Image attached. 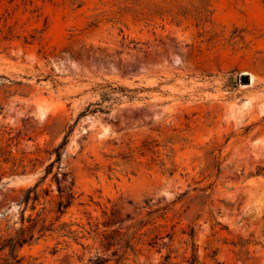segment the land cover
<instances>
[{
    "label": "rangeland",
    "instance_id": "obj_1",
    "mask_svg": "<svg viewBox=\"0 0 264 264\" xmlns=\"http://www.w3.org/2000/svg\"><path fill=\"white\" fill-rule=\"evenodd\" d=\"M0 264H264V0H0Z\"/></svg>",
    "mask_w": 264,
    "mask_h": 264
},
{
    "label": "trees",
    "instance_id": "obj_2",
    "mask_svg": "<svg viewBox=\"0 0 264 264\" xmlns=\"http://www.w3.org/2000/svg\"><path fill=\"white\" fill-rule=\"evenodd\" d=\"M106 87H108V96L112 93H115L118 90L121 91H125V90H129L125 87H118V86H114L112 84H107ZM93 103L90 104L87 108H86V112H82L81 115L86 114L87 112H92V111H103V109L101 107H92ZM69 142V134H66L63 141L60 143V145H58L55 149V152L57 154V157L54 161H52L50 163V165L47 168V174H49L50 172H52L53 167L58 164V167L61 169V159H62V155H63V151L65 150L67 144ZM30 199V194L27 195L26 200L29 201ZM65 207V205H63V202L59 203V209ZM24 243V242H23ZM16 249H11L12 254L15 252ZM17 256V255H16Z\"/></svg>",
    "mask_w": 264,
    "mask_h": 264
},
{
    "label": "water",
    "instance_id": "obj_3",
    "mask_svg": "<svg viewBox=\"0 0 264 264\" xmlns=\"http://www.w3.org/2000/svg\"><path fill=\"white\" fill-rule=\"evenodd\" d=\"M242 81L248 83V82L250 81V77H249V75H248V74H244V75H242Z\"/></svg>",
    "mask_w": 264,
    "mask_h": 264
}]
</instances>
